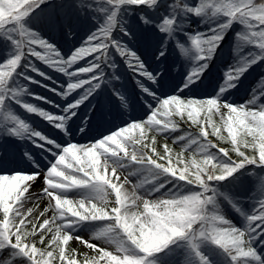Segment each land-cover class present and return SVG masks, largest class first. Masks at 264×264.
Masks as SVG:
<instances>
[{"label":"snow or ice","instance_id":"1","mask_svg":"<svg viewBox=\"0 0 264 264\" xmlns=\"http://www.w3.org/2000/svg\"><path fill=\"white\" fill-rule=\"evenodd\" d=\"M0 264H264V0H0Z\"/></svg>","mask_w":264,"mask_h":264},{"label":"trees","instance_id":"2","mask_svg":"<svg viewBox=\"0 0 264 264\" xmlns=\"http://www.w3.org/2000/svg\"><path fill=\"white\" fill-rule=\"evenodd\" d=\"M249 82H251V81H249ZM245 95H246V91L243 89V94L238 97V100H242V97H244Z\"/></svg>","mask_w":264,"mask_h":264},{"label":"rangeland","instance_id":"3","mask_svg":"<svg viewBox=\"0 0 264 264\" xmlns=\"http://www.w3.org/2000/svg\"><path fill=\"white\" fill-rule=\"evenodd\" d=\"M251 79H252V78H250L249 81H251ZM242 94H243V89H242L241 92L238 94L237 99H238V97L241 96ZM240 102H242V100H240Z\"/></svg>","mask_w":264,"mask_h":264}]
</instances>
